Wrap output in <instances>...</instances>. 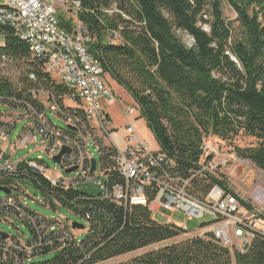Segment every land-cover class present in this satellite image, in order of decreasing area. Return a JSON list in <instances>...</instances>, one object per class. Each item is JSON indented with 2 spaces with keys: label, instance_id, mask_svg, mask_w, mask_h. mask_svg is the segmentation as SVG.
I'll use <instances>...</instances> for the list:
<instances>
[{
  "label": "trees",
  "instance_id": "trees-1",
  "mask_svg": "<svg viewBox=\"0 0 264 264\" xmlns=\"http://www.w3.org/2000/svg\"><path fill=\"white\" fill-rule=\"evenodd\" d=\"M79 1L77 20L91 38L89 52L104 76L131 95L154 134L158 151L173 162L168 169L189 178L192 193L205 197L214 186L227 189L223 181L202 171V145L209 135L264 170V0ZM224 1L237 15L238 35L224 17ZM58 19L62 28H70L63 15L58 14ZM178 31L189 34L194 44L187 46ZM10 60L27 62L30 73L20 89L0 73V98L5 104L21 103L25 108L31 104L43 112L45 107L36 98L45 91L59 107V117L69 111L84 119L81 111L63 105L68 87L51 79L43 60L33 57L30 45L11 27L0 24V63ZM240 135L256 142L237 145ZM23 161L14 173L2 176L0 186L11 178H30L43 197L58 199L82 219L90 215L87 234L80 242L69 241L60 250L37 247L32 264H97L188 232L175 223H159L148 206L119 205L77 187L52 186ZM112 183H124V178L113 171ZM52 251L54 257L36 260ZM115 264H264V236L256 234L242 252L222 246L208 232Z\"/></svg>",
  "mask_w": 264,
  "mask_h": 264
},
{
  "label": "built area",
  "instance_id": "built-area-1",
  "mask_svg": "<svg viewBox=\"0 0 264 264\" xmlns=\"http://www.w3.org/2000/svg\"><path fill=\"white\" fill-rule=\"evenodd\" d=\"M3 1L0 4V23L30 40L32 55L43 60L44 72L55 81L66 82L70 90L66 97L80 104L68 109L81 111L84 119L75 115V112L68 114L69 111L64 117H59V107L50 101L49 93L41 92L48 99L49 106L39 112L31 104L28 105L32 124L25 137H31L32 141L29 142L44 145L42 150L54 163L55 157L64 148H69L70 152L61 156L60 163H55L56 168L53 170L41 155L36 160L25 157L13 161L8 156L7 147L0 146V179L14 173L18 163L27 160L29 166L42 173L52 186L61 184L68 188L95 182L98 186L97 196L111 199L119 205L148 206L152 214L159 207L173 212L181 210L188 219H201L208 215L213 219L210 228L215 239L232 250L235 248L243 252L244 245L249 243L250 246L256 234L264 236V219L250 213L236 192L214 186L207 196L200 197L191 192L189 178L170 172L168 168L173 162L158 150H151L149 143L139 136L134 127L133 119L139 112L137 105L123 108L127 122L121 130L126 131V136H122L119 129L109 127L110 116L104 103L110 106L118 98L107 85L99 61L88 50L86 40L90 37L83 24L79 23L76 32L61 27L58 9L69 0ZM73 3L69 4L77 14L81 11L80 1L73 0ZM38 101L41 103V100ZM0 103L5 104L1 98ZM47 110L64 120L66 127L52 122ZM3 117L0 116V141L8 143L10 123L5 118L4 121ZM25 137L20 143L25 142ZM211 140L222 142L213 135L204 138L200 159L202 171L209 172L212 166L209 158L216 153L209 145ZM15 147L22 146L14 144L12 149L15 150ZM91 147L98 152V158L90 155ZM92 159L97 160L94 171L91 170ZM113 171L124 178V183L110 184ZM11 179V182L2 185L10 193L0 197V259L3 262L32 264L37 247L49 245L50 249L59 250L69 241H81V234L76 235V231L85 233L88 230L86 227L74 228V222L68 218L61 215L47 217L32 210L28 204L32 197L22 187V179ZM150 194H153L152 200L149 199ZM209 194L214 196L207 198ZM43 203L53 209L63 207L56 198L43 197ZM88 218H84L87 225ZM14 219L22 221L29 228L28 236L19 228L22 237L12 235L1 227L5 223L15 225Z\"/></svg>",
  "mask_w": 264,
  "mask_h": 264
},
{
  "label": "rangeland",
  "instance_id": "rangeland-1",
  "mask_svg": "<svg viewBox=\"0 0 264 264\" xmlns=\"http://www.w3.org/2000/svg\"><path fill=\"white\" fill-rule=\"evenodd\" d=\"M3 2H4L3 0H0V4H3ZM69 3L74 4L73 0H69V2L67 3L68 5L65 3L66 7L64 5L63 6L60 5L58 9V14L63 15L65 20L71 22V26L68 30L70 32H75L77 28L80 26L79 25L80 21L77 20V14H75L74 8L72 9V6ZM223 13L225 19L228 22L232 23L234 34L236 35L240 34L239 23L236 21L237 15L234 9L226 1L223 2ZM206 17L209 18V15L207 14ZM199 24L204 29L206 30L209 29L208 25L202 22H200ZM178 35L187 46L190 47L194 44V40L189 34L183 31H178ZM88 40L90 42L91 38H89ZM88 40H86L87 44L89 43ZM1 43H3L2 40ZM27 68H28V63L25 61L10 60V61H2L0 63V73L2 74V76L6 78L8 81L12 82L13 85L19 89L24 87L25 84L28 82L27 76L29 75L30 72L28 71ZM104 79L107 85L114 91L116 97L118 98V101L111 104L110 106H107L104 103V108L106 109V111L110 116L108 125L111 128L119 129L120 134L122 136H126V131L121 130L122 127L127 122L123 114V108L128 106H133L134 100L127 91H125L123 88L118 86L107 75L104 76ZM56 82L60 83L58 81ZM38 95H39L38 100H41V104L43 103L44 107L47 108V106H49L48 99L42 96L41 92L38 93ZM78 104L79 103L75 102L74 100L72 101L67 97H65L63 100V105L66 107L74 108L77 107ZM47 114L52 120V122L56 123L60 127L63 128L66 127L65 121L58 118L53 113H51L50 110H47ZM31 115L32 114L30 112V109L25 108L24 106H22L21 103H15V105H11L9 103L7 104L0 103V116H4L6 121L10 123L11 126L9 128V132H11L10 133L11 136L9 137V142L3 143L0 141V146L1 148L4 146L7 147L8 156L13 161H18L19 159L25 157H27V159L36 160L38 156L41 155L42 157L45 158V159L43 158L45 163L51 169L55 170L56 167L53 159L50 158L48 154H46L47 153L46 151L42 150L44 145L40 143L29 142L32 141L31 137L29 136L25 137L28 134L29 126H31L32 124V117H30ZM133 120H134L133 122L134 127L137 133L142 139L146 140L149 143L151 150L153 151L159 150V145L155 140L153 132L148 128L145 119L140 116L139 112H136V116L134 117ZM23 137H25V142L20 143ZM255 142L256 140L254 138L243 135L238 136L235 141V143L240 146H246ZM14 144L22 147L21 148L15 147L14 150V148L12 149L11 147ZM209 145L211 149L216 150V153L210 156L209 158L212 163L209 173H211L217 179L223 181L224 185L228 189H230L233 192H236L241 198V202L244 201L250 206L248 207L246 204H244L248 208L250 213L255 214L256 218L264 219V170L257 167L253 162H251L248 159H242L237 157L233 152V147H231L226 142L223 141L216 142L214 140H211L209 142ZM89 153L93 157L96 158L99 157V154L94 149V147L90 148ZM20 183L22 184L23 188L26 189L27 194H29V196L32 197L28 200L29 207L32 210L48 217H56V216L59 217V215H61L65 218H68L70 222H78L80 224H83L86 227V229H88V225L86 221H84V219H82L80 216H78L71 210L60 206H57L56 207L57 209L55 210L49 206H45L43 203V195L41 191L37 189L32 182L30 181L28 182V180L25 181L22 180L20 181ZM77 189L82 192H86L94 195L98 193V186L95 182L80 183L77 185ZM4 194L5 193L3 191H0V197H3ZM212 195L213 194H209L207 198H212ZM153 216L155 220L158 221L159 223L172 222L175 224H180L182 226H185V228L188 230L187 235L183 234L174 239L155 243L148 247L97 264H115L119 262H125L147 251L158 249L165 245L182 241L189 237L204 236L206 233L211 232L210 225L211 223H213V219L208 215L201 219H197V218L188 219L187 214L184 211L179 210L173 212L164 207H159L156 210V212H154ZM14 223L15 225H12L11 223H5L2 224L1 227H3L6 232L8 233L10 232L12 235H18L19 237H22L21 233L17 228L23 230L25 235L27 236L29 235L30 232L29 228L22 221L18 219H14ZM203 223H207L208 225L202 227L201 225ZM79 234H81L80 238L82 239L86 236L87 232L84 233L82 231L77 230L76 235ZM55 255L56 252L52 251L38 257L36 260L42 261V260L50 259Z\"/></svg>",
  "mask_w": 264,
  "mask_h": 264
},
{
  "label": "water",
  "instance_id": "water-1",
  "mask_svg": "<svg viewBox=\"0 0 264 264\" xmlns=\"http://www.w3.org/2000/svg\"><path fill=\"white\" fill-rule=\"evenodd\" d=\"M69 152H70L69 148H64L62 150V152L58 156L55 157V163H60L61 156L64 153H69ZM96 162H97L96 159H92V169H91L92 171H94L96 169ZM71 170L72 169H70L67 172H70ZM0 191H3L6 194L10 193V190L8 188H6V187H3V186H0ZM74 228L84 229L85 226L83 224L78 223V222H74ZM248 248H249V243H246L244 245V250H247Z\"/></svg>",
  "mask_w": 264,
  "mask_h": 264
},
{
  "label": "bare ground",
  "instance_id": "bare-ground-1",
  "mask_svg": "<svg viewBox=\"0 0 264 264\" xmlns=\"http://www.w3.org/2000/svg\"><path fill=\"white\" fill-rule=\"evenodd\" d=\"M63 6V5H62ZM81 10V9H80ZM73 11V10H72ZM80 13V12H79ZM0 24H2V23H0ZM74 31V30H73ZM76 32V31H75ZM18 37H20L21 39H23V40H25L29 45H30V40L29 39H27V38H23V34H16ZM88 42H89V40H88ZM86 43H87V41H86ZM32 76V75H31ZM60 83H62V84H64V85H66V82H60ZM67 87V86H66ZM73 101V100H72ZM79 105V104H78ZM5 118V117H4ZM13 118V117H12ZM14 120V119H13ZM11 127V126H10ZM11 133V132H10ZM11 136V135H10ZM20 138V137H19ZM20 140V139H19ZM18 142V141H17ZM21 145H23V144H21ZM12 147V146H11ZM39 151H41V150H39ZM44 151V150H43ZM42 151V152H43ZM16 152V151H15ZM14 153V152H13ZM34 153V152H33ZM32 154V153H31ZM45 154V153H44ZM47 154V153H46ZM92 154V153H91ZM44 158V157H43ZM45 159V158H44ZM20 160V159H19ZM170 160V159H169ZM24 162V161H23ZM19 165V164H18ZM28 169V168H27ZM19 170V169H18ZM42 175V174H41ZM15 176V175H14ZM13 176V177H14ZM17 176H20V175H17ZM28 176V175H27ZM11 177V176H10ZM23 177H24V175H23ZM2 178V177H1ZM30 179V178H29ZM28 182H29V180H28ZM38 184V183H37ZM36 185V184H35ZM23 187V186H22ZM26 190V189H25ZM30 199V198H29ZM64 206V205H63ZM56 210V209H55ZM87 215V214H86ZM90 216V215H89ZM48 217V216H47ZM57 217V216H56ZM85 221V220H84ZM211 222V221H210ZM85 225H86V223H85ZM80 231V230H79ZM48 246V245H47ZM60 250V249H59ZM38 251V250H37ZM36 258V257H35ZM1 262H3V261H1ZM8 264V263H7Z\"/></svg>",
  "mask_w": 264,
  "mask_h": 264
},
{
  "label": "crops",
  "instance_id": "crops-1",
  "mask_svg": "<svg viewBox=\"0 0 264 264\" xmlns=\"http://www.w3.org/2000/svg\"><path fill=\"white\" fill-rule=\"evenodd\" d=\"M170 223H172V222H170ZM177 225L185 228V226H182V225H180V224H177ZM185 235H187V233H185Z\"/></svg>",
  "mask_w": 264,
  "mask_h": 264
}]
</instances>
